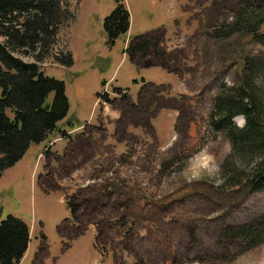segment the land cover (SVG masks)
Listing matches in <instances>:
<instances>
[{
  "label": "rangeland",
  "instance_id": "374dc122",
  "mask_svg": "<svg viewBox=\"0 0 264 264\" xmlns=\"http://www.w3.org/2000/svg\"><path fill=\"white\" fill-rule=\"evenodd\" d=\"M67 2L54 53L65 47L73 64H41L64 84L67 114L0 174V222L30 228L19 264H264V243L242 251L222 238L264 215V188L222 186L230 144L207 127L243 61L264 60L246 32L219 34L241 0ZM118 2L124 33L105 26Z\"/></svg>",
  "mask_w": 264,
  "mask_h": 264
},
{
  "label": "trees",
  "instance_id": "16d2710c",
  "mask_svg": "<svg viewBox=\"0 0 264 264\" xmlns=\"http://www.w3.org/2000/svg\"><path fill=\"white\" fill-rule=\"evenodd\" d=\"M240 4L234 23L223 32L221 26L219 34L246 32L264 46V0H241ZM71 19L67 0H0V174L17 163L31 144L48 142L60 130L68 107L64 84L47 77L41 64L50 57L61 66L73 64L65 47L54 53L59 30ZM128 20L127 9L118 2L105 26L113 33H124ZM144 41L147 45H134L132 54L149 49ZM241 71L238 85L223 86L214 98L207 127L230 144L222 165V186L253 191L264 188V93L259 92L264 60H244ZM237 116L244 118L242 126L234 123ZM222 238L243 245L242 251L263 244L264 215L228 227ZM29 241V227L23 220L12 215L1 220L0 264H19Z\"/></svg>",
  "mask_w": 264,
  "mask_h": 264
},
{
  "label": "crops",
  "instance_id": "0c3cea01",
  "mask_svg": "<svg viewBox=\"0 0 264 264\" xmlns=\"http://www.w3.org/2000/svg\"><path fill=\"white\" fill-rule=\"evenodd\" d=\"M139 56V55H138Z\"/></svg>",
  "mask_w": 264,
  "mask_h": 264
}]
</instances>
